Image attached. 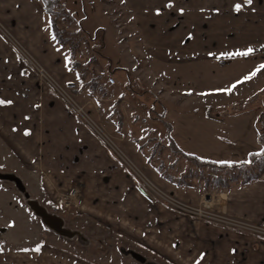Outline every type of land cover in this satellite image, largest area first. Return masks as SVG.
Returning a JSON list of instances; mask_svg holds the SVG:
<instances>
[{"label":"crops","instance_id":"0c3cea01","mask_svg":"<svg viewBox=\"0 0 264 264\" xmlns=\"http://www.w3.org/2000/svg\"><path fill=\"white\" fill-rule=\"evenodd\" d=\"M122 1L139 33L141 48L163 65L193 66L198 73L206 61L241 58L232 54L249 48L253 51L248 56L264 54V0H183L188 3L186 9L174 5L175 0H152L149 9L141 12L135 11L141 0ZM237 4L241 5L239 11ZM45 20L40 0H0V22L49 73L68 82L71 71L46 30ZM34 77L0 36V100L11 101L0 104V144L23 176L37 178L47 198L56 200L60 190L79 187L81 202L75 207L80 212L142 246L160 250L179 264H264V244L255 237L192 220L152 198L63 99L38 85ZM88 83L84 85L92 94L105 97L111 93L106 85L101 90ZM112 112L117 117L111 121L116 122L112 130L119 146L162 189L193 205L204 203L206 193L216 191L210 193L214 198L210 207L264 223V173L246 184L237 180L220 187L214 173L202 178L183 158L178 175L163 171L160 164L153 168L137 140L126 135L120 109L115 112L112 108L108 117ZM161 115L167 146L171 139L182 153L200 160L236 164L262 150L255 127L257 112L252 106L215 112L204 101L195 100L171 104ZM39 259V251H0V264H40ZM53 259L54 264H89L62 250H55Z\"/></svg>","mask_w":264,"mask_h":264},{"label":"rangeland","instance_id":"374dc122","mask_svg":"<svg viewBox=\"0 0 264 264\" xmlns=\"http://www.w3.org/2000/svg\"><path fill=\"white\" fill-rule=\"evenodd\" d=\"M141 1V7L135 11L149 9L153 3L152 0ZM173 4L186 9L188 3L175 0ZM55 9L59 26L74 33L73 38L78 45L74 61H69L68 47L57 44L63 62L72 74L69 81L62 82L50 74L74 103L118 145V136L112 130L116 122L113 124L111 121L117 117L114 112L108 117V112L112 108L115 112L120 109L127 129L126 135L137 140L145 157L151 160L153 168L162 164L163 171L178 175L185 163L172 151L170 145L167 146L168 139L160 125L161 113L169 105L202 100L215 112H232L249 106L258 109L260 106L264 107V70L251 80L239 83L231 92L221 91L231 88L259 65L264 64L262 53L236 59L206 61L197 73L193 66L163 65L144 51L134 21L122 0H58ZM45 17V27L49 31L47 16ZM172 17L174 18L173 14ZM165 33L166 31L160 36ZM122 69H127L129 76L126 77ZM110 70L115 75H110ZM92 78L106 85L111 90L110 95L102 97L96 92H89L84 83ZM109 78L114 79L113 84L108 81ZM73 90L78 91V94ZM197 93L200 98L193 97ZM63 101L81 123L90 127L66 100ZM10 157L6 147L0 144V174L17 176L25 187L28 198L36 201L50 214L59 217L63 227L72 231L73 235L66 237L56 233L35 213L29 205V199L14 182L0 178V251L37 252L39 249L40 264H54L55 250H60L59 248L69 252L78 248L81 256H88L97 264H179L160 250L142 246L132 238L104 226L80 212V208L66 207L59 198L50 200L41 192L37 178L23 176V170ZM165 164L172 166L166 168ZM121 165L131 174L125 165ZM135 165L151 178L136 163ZM63 192L67 191L60 190V195ZM214 192L216 191L207 193ZM183 215L192 220L205 221ZM245 234L264 244L262 237ZM132 250L144 255L146 261L142 263L134 259L128 253Z\"/></svg>","mask_w":264,"mask_h":264},{"label":"built area","instance_id":"2783aa9c","mask_svg":"<svg viewBox=\"0 0 264 264\" xmlns=\"http://www.w3.org/2000/svg\"><path fill=\"white\" fill-rule=\"evenodd\" d=\"M0 36L11 46L15 53H17L24 61L25 68L33 73L37 81L44 87H49L63 100H66L73 110L79 115L82 121L87 122L88 127L98 138L109 153L117 158L121 164L125 165L127 169L133 174L136 182L152 197L161 201L167 207L181 212L190 217H196L208 222L218 223L222 226L249 233L264 239V223H254L244 219L230 216L219 210H215L210 207L214 198L210 193L206 195L207 200L200 205H193L187 203L168 191L162 189L151 178L143 173L135 163L127 156V154L121 149V147L111 140L107 134H105L89 116L83 111V109L77 106L65 90L57 83L53 76L45 69V67L26 49V47L15 37L11 30L0 22ZM110 83H114L113 78H109ZM78 187H73L67 192L61 193L59 199L66 207L71 205L78 206L81 202Z\"/></svg>","mask_w":264,"mask_h":264},{"label":"trees","instance_id":"16d2710c","mask_svg":"<svg viewBox=\"0 0 264 264\" xmlns=\"http://www.w3.org/2000/svg\"><path fill=\"white\" fill-rule=\"evenodd\" d=\"M40 1L42 2L44 13L47 16L51 38L53 39V37L55 36V39H53V41L56 44L61 47H68L70 59L69 61H74L75 51L77 49L78 43L74 41V33L69 32L67 31V29L59 26L57 20V12L55 9L58 4V0ZM122 70L125 72L126 77L129 76L127 69ZM109 74L115 75L112 70H110ZM88 84L92 89L99 88L103 90L105 88L104 84L99 83V80H97L96 78H92ZM262 105L264 106V102H262ZM255 110L257 112L255 127L257 129L258 141L262 145V150L260 153L252 155L246 162L236 164H217L210 161L200 160L194 156L182 153L172 143L171 139H169V145L171 146V149L174 153L183 158L187 163L190 164L191 167H194V170L196 171L198 176L204 178L209 176L210 173H214L213 179L215 183L220 187H228L230 183L237 180H239L241 184H246L251 181L257 180L264 173V107L260 106L259 109L255 108ZM181 180H183V178Z\"/></svg>","mask_w":264,"mask_h":264},{"label":"water","instance_id":"95a60500","mask_svg":"<svg viewBox=\"0 0 264 264\" xmlns=\"http://www.w3.org/2000/svg\"><path fill=\"white\" fill-rule=\"evenodd\" d=\"M0 178H2L4 180H10V181L14 182L16 187L21 192H23L25 194V197L28 198V194L25 192V187L23 186L21 180L17 176L10 175V174H0ZM29 205L35 211V213L39 217H41L42 220L50 228H52L56 233H58V234H60L62 236H66V237H71L73 235L72 231H70L68 229H65L63 227V222H62V220L59 217L49 214L44 208L39 206V204L36 201L29 199ZM133 255L136 258H140L139 255H137V254H133Z\"/></svg>","mask_w":264,"mask_h":264},{"label":"snow or ice","instance_id":"6c2138e0","mask_svg":"<svg viewBox=\"0 0 264 264\" xmlns=\"http://www.w3.org/2000/svg\"><path fill=\"white\" fill-rule=\"evenodd\" d=\"M248 3H251V0H247ZM235 9L237 11H239L241 9V5L240 4H237L235 5ZM53 39H55V36L53 37ZM253 51V49L249 48L246 52H236V53H233L232 55H237V56H248L249 54H251ZM262 70H264V64H261L259 65L253 72H251L249 75L245 76L243 78L242 81H238L237 84H233L231 86V88L229 89H224V90H221V91H227V92H231L233 89H235L237 87V85L239 83H243V82H246L248 80H251L253 77H255L259 72H261ZM4 103H11V101H3V100H0V104H4ZM27 134V133H26ZM37 251H39V249H37ZM197 264H199V261H197Z\"/></svg>","mask_w":264,"mask_h":264},{"label":"flooded vegetation","instance_id":"af4514ba","mask_svg":"<svg viewBox=\"0 0 264 264\" xmlns=\"http://www.w3.org/2000/svg\"><path fill=\"white\" fill-rule=\"evenodd\" d=\"M206 195H209V194H207L206 193ZM71 206H73V205H71ZM70 207V206H69ZM75 207V206H74ZM49 213V212H48ZM50 214V213H49ZM52 215V214H51ZM62 236V235H61ZM60 250H62V251H64L63 249H61V248H59ZM78 249V248H77ZM73 250V251H64V252H66V253H69V254H71V255H73V256H75V257H77V258H79V259H81V260H83V261H85V262H88L89 264H97V262L96 261H94V260H92L90 257H88V256H86L85 255V253H83L86 257H83V256H81V254H80V251L79 250ZM128 253L134 258V259H136V260H138V261H140V262H142V263H144L145 261H146V259H145V256L144 255H142V254H140V253H138V252H136V251H128ZM133 254H137V255H139V257L140 258H136Z\"/></svg>","mask_w":264,"mask_h":264}]
</instances>
